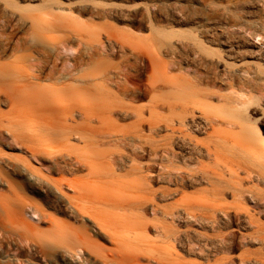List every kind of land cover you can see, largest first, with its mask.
<instances>
[{"label": "rangeland", "instance_id": "obj_1", "mask_svg": "<svg viewBox=\"0 0 264 264\" xmlns=\"http://www.w3.org/2000/svg\"><path fill=\"white\" fill-rule=\"evenodd\" d=\"M119 84H140L141 95ZM136 148L156 150L147 187L132 158L145 165L149 157ZM109 151L126 158L113 164ZM55 157L92 166L59 171ZM0 171V264H48L28 258L30 227H60L39 223L35 205L117 247L92 231L87 214L74 216L48 177L74 180L127 253L264 264V0H0ZM100 190L118 194L101 200ZM135 194L154 200L142 206ZM147 259L139 264H156Z\"/></svg>", "mask_w": 264, "mask_h": 264}, {"label": "bare ground", "instance_id": "obj_2", "mask_svg": "<svg viewBox=\"0 0 264 264\" xmlns=\"http://www.w3.org/2000/svg\"><path fill=\"white\" fill-rule=\"evenodd\" d=\"M54 19H57V16H55ZM123 48H125V47L123 46ZM45 67L46 66H42L41 68L43 69ZM138 67L139 66L137 63L129 66V68L131 70L137 69V71H139L140 67L139 68ZM53 70H54V67H52V71L50 70V72L48 73V75L50 77L54 76ZM125 76L128 78V80L130 81L131 84L134 83L133 82L134 75H128L127 73H125ZM119 87H121L125 92L134 93L135 97L141 95L140 91L137 90V89H141L140 84L138 86H135V87H131L127 84H125L123 86L121 84H119ZM151 89H152V87L150 86V84L147 83L146 84V92L151 91ZM130 107H132V106H130ZM50 108H52L53 110H58L57 104H52L50 106ZM117 112L119 114H121V111H117ZM76 115L84 116V117H86V119L91 120V118L89 116H87L86 113L82 112L79 109L76 110ZM139 115L141 116V120H142V113H140ZM142 126H144V124L142 122H140L139 127L141 128ZM111 136L113 137V135H111ZM115 136H116V134H115ZM134 138H136L135 135H134ZM120 142H123V141L120 140ZM124 143H125V141H124ZM129 144H130V142H129ZM130 146H131V144H130ZM139 146H138V148L140 149ZM142 148H141V150H142ZM145 150L147 152L146 155L149 157V161H148L149 163L146 162L148 164L143 165L144 163L141 164V162L136 163L135 159H137V158H132V162L135 165V166H133V168L136 169L138 172L142 173L141 178L143 180L145 179L144 180L145 181L144 186L147 187V182H150L151 180L153 181V179L156 176L155 169L157 166V160L158 159H156V150L154 148H145L143 152H145ZM111 152H114V151H111ZM111 152L109 151L108 153H106V155H108ZM128 152H130V151H128ZM128 152H127V154H128ZM123 154L121 153L119 156H116L117 154L115 155V154L111 153V156L115 159L113 164L117 163L119 165L120 160H124L126 158L125 154L124 155ZM133 154L138 158H142L144 155L143 153L139 154L137 148L135 149ZM146 155H144V156H146ZM32 156L36 157V154L34 152H32ZM127 157H128V155H127ZM73 165L77 169H81V168H89L90 169L92 166V164H90L89 161L87 162L84 160H77L76 162H71L70 160L69 161L65 160V159L62 160L59 157H55L53 159V166H54V168L58 169L59 171H65V170H67V168H70ZM110 165H112V164H110ZM130 167H132V164ZM133 168H130L131 171H133ZM137 168L140 169V171ZM165 173H166V171H165ZM137 175H139V176H136V178L140 177V174L137 173ZM179 175L181 176V172ZM4 177H5V173L3 171H0V178L3 179ZM141 178H138V179H141ZM48 180H49L48 182L50 184L54 185L58 190H60V192H62V194L64 195V199L70 203L69 207L71 208V211L73 212L75 217L79 216L80 214L82 215V213L87 214L91 219L94 220V228L92 229V231L94 233H98L99 235H102V236L110 239L112 242L117 244V247L116 248H107V247L103 246L102 244H100L99 241L96 238H94L93 235L90 233V227L86 223H83L80 227H76L70 222L59 223L56 219H54L52 216L47 214L46 209L44 207H42L40 205H35L34 210H33V215H34V217L35 216L37 217L39 223H41V224L50 223L53 225H57L60 227V232H55V233L54 232H52V233L46 232V231L39 230V226H40L39 224L38 225H35V224L31 225L30 235L28 236V239H27L28 244H29L28 258H29V260H31L30 262H32V261L34 262L35 256L38 253V254H41L42 258L45 259V261L48 264H54L55 260L49 258L50 255H52V254L55 255L56 261L57 260L70 259L71 261H67L66 264H72L73 262H75L74 261L75 259H76V261L82 262L84 264H139V262L142 258H148L147 260L153 261L156 264H170L166 258L158 259L157 257H147L145 254L143 256V254L138 253V252L127 253L128 251L127 252L124 251L121 244H120V238L118 236L117 231L114 229V226L113 227L111 226V223H113V222L108 220L107 217H103V215L101 216L99 213L91 211L89 208H86V206L83 205V203H82L83 199L80 197L81 188L79 185H77L75 183L74 180H68V179L55 180V179H52L49 177H48ZM141 180H138V181L140 182ZM146 180H148V181H146ZM124 182H126V183H124ZM124 182H122V184L124 185V189L126 188L127 190H130V191L134 190L131 183H129L127 181H124ZM142 183H143V181H142ZM148 184L150 187V183H148ZM123 185H122V187H123ZM137 186L138 185H136V187L134 186V188H136V190H137ZM139 186L144 189L143 184H139ZM69 188L74 190V194H69L68 192H66V189H69ZM146 189L148 191L150 188H146ZM139 190H141V188H139ZM144 190H141V191L144 192ZM113 192L114 193H108L104 190H100L98 192V196L101 200L112 201L114 199V197H116V195L118 194L116 190H114ZM143 192H141V194H143ZM149 192L152 193L150 190H149ZM149 192H147V193H149ZM119 193H121V192H119ZM135 193H137V192H135ZM138 194H140V193L138 192ZM145 195L147 196V194H145ZM143 196H144V194H143ZM135 197L137 198V200L135 198L136 203L141 201L140 198H142V197H140V195L138 196L137 194H135ZM138 197H139L140 201H138ZM142 199L144 200V201L143 200L141 201L142 206L147 205V203L150 199L154 200V198H152L151 195L146 197V198H142ZM98 201L101 202L100 200H98ZM126 201H128V200H126ZM124 202H125V200H124ZM133 203H134V201H133ZM2 210L0 212H3ZM0 214L2 215V213H0ZM179 214L180 213H178V215ZM112 215H114V214H112ZM0 220H1V218H0ZM95 227L96 228L98 227L99 230L98 231H97V229L95 230ZM149 228L150 227H148L147 224H145L143 226V231L146 232V231H148ZM185 234L186 233H184L181 236L179 235V237L182 238V239L180 238L182 241L181 242L182 244H183V242H185V243L187 242V237L185 236ZM47 238L53 239L54 244L49 245L46 241ZM180 239H179V241H180ZM161 247H163V248H161ZM161 247L159 248L161 250L162 249L165 250L166 249L165 247L169 248L168 246H161ZM87 251H89L95 255V258H94L95 261L94 262L91 263L90 261H88L84 257L87 254ZM167 251H170V248ZM73 258H75V259H73ZM159 258H160V256H159ZM233 262H234V259H233ZM242 262L244 263L245 260H242Z\"/></svg>", "mask_w": 264, "mask_h": 264}]
</instances>
